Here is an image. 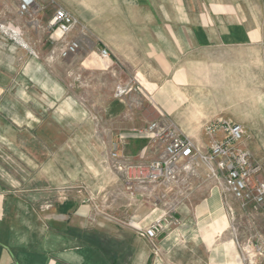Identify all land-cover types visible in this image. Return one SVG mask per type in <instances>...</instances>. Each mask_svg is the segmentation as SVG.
Segmentation results:
<instances>
[{"label": "rangeland", "instance_id": "1", "mask_svg": "<svg viewBox=\"0 0 264 264\" xmlns=\"http://www.w3.org/2000/svg\"><path fill=\"white\" fill-rule=\"evenodd\" d=\"M60 3L67 4L66 11L59 7ZM129 3L130 0L36 3L34 15L18 16L31 22L33 16L50 20L57 10H63L71 24L66 33L49 28L48 42L34 49L26 41L32 38L28 29L0 24L1 33H9L28 47L29 57L34 55L32 60L45 68L38 79L49 84L52 96L50 106L35 109L38 122L31 138L26 133L0 138V198H15L25 207L20 212L34 211L36 218L43 213L50 215L49 232L62 236L65 248L75 242L69 229L59 231L64 226L63 217H69L66 212L90 206L93 200L98 215L109 219L106 215L115 206L119 226L110 237L118 242L128 238L122 242L144 244L152 251L156 239H147L131 224L144 228L149 220L166 217L181 225V211L190 217L192 208L218 188L233 204L227 209L232 240L264 239V206L257 210L250 205L242 207L225 190L215 162H205L200 157L182 159L176 180L167 181L161 176L153 182L149 179L150 167L160 166L165 158L166 133L189 140L199 154L205 155L211 143L223 137L222 133L209 136L204 130L206 124L216 121L239 124L243 135L238 147L248 152L252 162L264 167V60L256 69L250 58L241 60L234 52L187 49L173 30L148 25L147 13L130 9ZM73 43L77 45L75 52L62 57V50ZM103 51L106 57H102ZM124 52L129 58L119 56ZM93 56L106 70H91ZM30 64V68L35 66ZM79 67L81 75H75ZM58 84L60 90L55 88ZM74 95H81V102L75 104ZM127 120L128 133L115 138L108 134L112 124L121 127ZM155 124L161 137L150 130ZM142 153L147 163L134 170L113 162L122 157L135 161ZM262 173L257 179H264ZM133 174H140L138 183L125 184L124 180ZM254 185L251 179V196ZM139 210L146 217L141 225L133 214L129 216ZM6 220L12 221L10 216ZM180 225L163 235L175 233ZM178 261L190 264L189 257ZM131 264L141 262L133 260Z\"/></svg>", "mask_w": 264, "mask_h": 264}, {"label": "crops", "instance_id": "2", "mask_svg": "<svg viewBox=\"0 0 264 264\" xmlns=\"http://www.w3.org/2000/svg\"><path fill=\"white\" fill-rule=\"evenodd\" d=\"M43 1L36 0V3L40 5ZM59 7L66 11L67 4L60 3ZM131 7L147 13L148 25L173 30L176 37L183 39L187 49L196 47L234 52L235 57L241 60L250 58L251 66L256 69L264 60V0H130ZM48 21V18L40 16L31 22L18 16L15 1L0 0V24L28 29L26 31L32 38L26 41L33 49L35 45L45 44L50 39ZM29 52L28 47L19 44L9 33L0 32V138H8L13 133L17 136L26 133L31 138L30 134L38 122L35 109L52 104L49 84L46 86L38 79L45 68L32 60L34 55L30 58ZM119 56L129 58L125 52ZM92 58V71L106 70L99 58ZM30 63H35V66L30 68ZM106 66L109 68L110 64L106 62ZM80 71L81 67L74 74L81 75ZM254 87L258 93L259 87ZM55 88L60 90V85ZM73 100L75 104L81 102V95H74ZM128 121L121 127L112 124L108 134L113 138L122 137L129 132ZM142 155L135 161L122 157L113 159V162L134 170L147 163V157L144 153ZM139 180L140 174H133L124 183L130 185ZM14 199L0 198V264H96L87 245L75 240L71 247L65 248L66 240L62 236L50 234V215L43 213L36 218L34 211L20 212L19 209L25 207ZM230 205H233L231 199L223 197L215 188L198 206L192 208L190 217L185 215L184 210L181 211L182 221L178 230L167 237L162 235L157 238L153 243L154 250L151 251L144 244L124 242L123 248L128 253L117 264H131L133 260L141 264H180V257H189L190 264H241L235 243L228 234L227 209ZM111 209L112 212L106 215L109 220L98 215L93 200L90 206L75 207L66 212L69 217H63L64 226L59 231L69 229L96 233L116 240L110 235L116 233L120 215L115 206H111ZM140 210L130 212L129 216L133 214L141 225L146 217ZM8 216L12 219L10 223L6 220ZM125 240L129 239L123 238L120 242Z\"/></svg>", "mask_w": 264, "mask_h": 264}, {"label": "built area", "instance_id": "3", "mask_svg": "<svg viewBox=\"0 0 264 264\" xmlns=\"http://www.w3.org/2000/svg\"><path fill=\"white\" fill-rule=\"evenodd\" d=\"M17 5V12L20 16H32L36 13V0H13ZM34 16L32 21H34ZM71 24V18L63 10H57L48 21V27H56L61 32L66 33ZM76 44H70L62 50L61 56L65 57L69 53L75 52ZM106 51L102 52V57H106ZM152 125L150 130L156 132L157 137L162 133ZM209 136L222 133L221 139L214 140L209 146V151L205 155L199 154L194 145L187 139L181 138L174 133H166V143L164 147L165 158L160 166L150 167L149 179L153 182L158 177H164L167 181H174L178 174V165L182 159L191 160L200 157L205 162H215V169L223 178L225 190L236 199L242 207L250 205L257 210L264 206V181L257 179L262 173L263 166L257 162H252L250 155L245 150L238 147L243 129L239 124H229L227 122H210L204 127ZM255 180L254 193L249 195L248 184L250 180ZM180 222L168 220L166 217H159L149 223L144 228L131 224V227L138 231L147 239H157L166 233L171 227H178ZM241 264H262L264 262V239L256 242L247 240L238 242L234 239Z\"/></svg>", "mask_w": 264, "mask_h": 264}, {"label": "trees", "instance_id": "4", "mask_svg": "<svg viewBox=\"0 0 264 264\" xmlns=\"http://www.w3.org/2000/svg\"><path fill=\"white\" fill-rule=\"evenodd\" d=\"M71 240L87 245L92 250L96 264H117L126 257L128 250H124V242H118L96 233L75 232L69 230Z\"/></svg>", "mask_w": 264, "mask_h": 264}]
</instances>
